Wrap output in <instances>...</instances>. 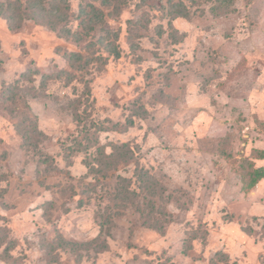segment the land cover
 <instances>
[{
  "label": "rangeland",
  "instance_id": "374dc122",
  "mask_svg": "<svg viewBox=\"0 0 264 264\" xmlns=\"http://www.w3.org/2000/svg\"><path fill=\"white\" fill-rule=\"evenodd\" d=\"M8 1L27 4L0 0ZM69 1L79 42L30 13L18 28L0 16V264H264V178L245 190L238 170L244 158L264 166V158L251 156L264 150V0H236L222 16L212 15L210 4L202 5L204 14L193 5L191 19L171 18L166 0H133L119 15L100 0ZM86 2L120 32L119 58L98 42L99 25L90 32L80 25ZM90 50L107 61L89 68V107L85 82L41 85L44 74L72 70L66 52ZM28 70L36 71L32 79L18 82ZM11 85L27 90L15 114L6 100ZM26 116L42 132L30 135L35 146L16 130ZM93 122L108 129L97 131ZM95 138L108 152L129 142L136 165L114 163L92 175V153L79 146ZM137 165L165 189L122 207L111 196ZM110 212L118 213L113 224L102 226ZM59 234L107 248L84 250L78 261L60 249Z\"/></svg>",
  "mask_w": 264,
  "mask_h": 264
},
{
  "label": "trees",
  "instance_id": "16d2710c",
  "mask_svg": "<svg viewBox=\"0 0 264 264\" xmlns=\"http://www.w3.org/2000/svg\"><path fill=\"white\" fill-rule=\"evenodd\" d=\"M95 1V0H94ZM133 0H100V4L105 7L111 8V12L114 15H119L122 12V7L128 5ZM144 2L146 0H143ZM168 7L167 10L171 18H192L191 6L196 5L200 8L202 14L206 12L205 8H202V5L210 4L208 11L214 16H222L232 12L235 9L236 0H166ZM24 3L18 1L16 4L12 1L0 2V16L5 18L8 21L10 28H18L21 26L22 21L25 19V14L30 13L31 17L43 18V21L46 25L52 30L58 31L60 35L66 38H72L76 41H81V33H78L77 30H74L71 26L72 23V12L71 5L69 0H27L25 7ZM201 5V6H200ZM76 17H80V25L88 26V32L95 30L97 25L104 30V34L99 38L98 42L104 46V48L115 58L121 56V49L117 41L120 37V32L113 30L110 27H105L104 24L106 20L104 18V12L101 8H98L95 2H86L80 4L79 14ZM15 19H19V22H15ZM101 23V24H100ZM104 23V24H103ZM170 26L173 31L170 34L174 41H177L178 35L174 29L173 23L170 22ZM163 30H159V34H162ZM97 42V43H98ZM96 43L93 41L87 44L88 49H95ZM138 44L132 41V48L136 49ZM96 51L90 50L89 53H83L81 51H71L64 54L65 58L68 60L72 70H60L56 73H49L42 75L41 85L44 86L50 79H61L64 78L66 83H72L73 80H78L85 82V90L81 94L85 102V108L89 107L91 102L92 91L89 86V80L87 74L90 72L89 68H93V65H98L102 67L106 64L107 59L101 55L95 53ZM36 73L34 70H28L22 73L21 78L18 82H21V79H32V75ZM27 90L21 89L18 85H11L8 89L6 100L15 105L13 107V114L18 112L16 105L18 101H26L25 93ZM79 103H83L82 99H79ZM87 111V109H86ZM76 117L78 121H82V116L79 112H76ZM88 115V113L86 112ZM25 121L27 122L25 125ZM92 121V120H91ZM29 124V130H25ZM97 131H103L108 129L104 126V123H92ZM120 124L115 123L113 128L120 129ZM127 126H133L134 120L132 118L126 119ZM31 126V128H30ZM111 128V129H113ZM16 130L25 138L26 145H36V142L32 141L30 138L32 136L41 134L42 132L38 129V124L36 121L32 120L26 116L25 120L17 122ZM79 146L80 150L87 149L89 147L90 160H86V166L88 167L89 172L96 176L99 174L100 170L103 168L108 169L114 163H128L135 162L136 153L131 147L129 142L122 143H113L109 147L110 152L106 151V146L99 144L98 139L95 138L93 145L90 140ZM93 147H96L94 150ZM93 149V151H91ZM76 150V151H80ZM252 157L255 158H264V150L255 148L252 153ZM228 160H232L234 163H237L238 160L228 156ZM136 165V162H135ZM238 170L242 174V181L244 182L243 188L245 190H251L261 179L264 178V166H257L252 159H243L238 165ZM139 188V190H138ZM165 189L164 186L159 185L158 181L152 177L147 170L139 165L135 168V173L133 177H120L117 185L114 188V194L111 196L114 203L120 204L122 207H125L129 203H135L134 201L140 197L143 199L151 198L154 195H157L159 189ZM83 200H80L82 203ZM51 202H48V204ZM47 205V203H46ZM105 214V213H104ZM106 213L105 215H107ZM118 213L113 214L110 212L107 216L101 217V225H111L114 222L113 216ZM155 227V226H153ZM58 240L61 242L60 249L69 250L72 252L78 261L82 260L83 251H89L95 249L97 252H101L107 248V243L102 241L99 242L96 239L87 240L84 242H77L65 239L61 234L58 235ZM52 244H48L51 246ZM216 256L218 259L224 256V253L217 252ZM53 260L52 263L59 262L58 256ZM214 258V259H217Z\"/></svg>",
  "mask_w": 264,
  "mask_h": 264
}]
</instances>
